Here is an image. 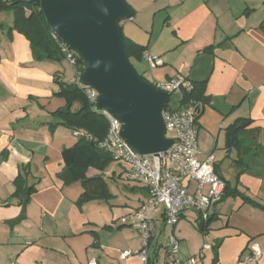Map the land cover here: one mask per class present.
I'll use <instances>...</instances> for the list:
<instances>
[{"label": "crops", "instance_id": "crops-1", "mask_svg": "<svg viewBox=\"0 0 264 264\" xmlns=\"http://www.w3.org/2000/svg\"><path fill=\"white\" fill-rule=\"evenodd\" d=\"M125 2L132 12L119 24L122 36L163 61L150 69L149 83L176 76L204 83L206 102L196 127L198 150H207L199 151V158L215 157L216 147L225 145V129L240 119L251 122L247 129L258 146L250 138L243 146L251 149L235 153L239 176L234 186V177L222 176L215 157L214 170L226 190L205 232L196 227V212L181 213L173 232L179 257L199 256L202 264H247L244 258L255 243L261 254L254 264H264V0ZM10 14L5 24L0 21V264H86L90 259L142 264L134 256L120 259L122 252L140 247L139 234L120 219L147 199V189L127 181V169L113 161L85 173L86 179H99L101 188L63 180L61 152L77 139L53 115L65 100L55 95L57 88L44 84L53 79L70 83L74 71L63 60L62 70L54 65V76L44 74L40 66L50 61L32 58ZM94 193L96 198L81 202ZM157 219L160 235L150 259L163 264L167 233L161 216Z\"/></svg>", "mask_w": 264, "mask_h": 264}, {"label": "built area", "instance_id": "built-area-1", "mask_svg": "<svg viewBox=\"0 0 264 264\" xmlns=\"http://www.w3.org/2000/svg\"><path fill=\"white\" fill-rule=\"evenodd\" d=\"M52 36L58 43L64 61L74 71L70 83L83 91L94 109L97 93L81 83L82 71H79L77 62L79 59L67 45L53 34ZM142 59L149 69L163 65L160 57L147 52L142 54ZM157 86L171 95L192 89V84L181 76L168 79ZM200 109L201 104L194 102L183 105L179 103L176 108H171L168 101L162 117L165 136L172 143L163 153L144 156L135 153L120 137L119 122L108 114L101 113L107 120L108 130L104 139L97 142V147L107 153L114 163L127 169L124 175L127 181L140 183L148 193L147 199L136 210L120 219L123 226L133 229L140 237L139 249L122 252L121 260L134 256L142 264H147L160 235L157 219L160 215L167 229L163 264H202L199 256L186 259L179 257V241L173 233L181 213L185 210L196 212L203 222L213 217L225 191L224 180L214 170L213 154H208L204 160L199 158L196 117ZM72 136L77 140L94 141L92 135L81 129H73ZM203 248L208 249L209 246L205 245ZM249 252L244 262L254 264L261 254L258 245L250 244ZM86 264L98 262L90 259Z\"/></svg>", "mask_w": 264, "mask_h": 264}, {"label": "water", "instance_id": "water-1", "mask_svg": "<svg viewBox=\"0 0 264 264\" xmlns=\"http://www.w3.org/2000/svg\"><path fill=\"white\" fill-rule=\"evenodd\" d=\"M10 1L40 9L51 33L81 62V83L97 93L95 111L119 122L120 137L135 153L169 148L162 111L171 93L143 80L126 56L119 24L132 11L125 0Z\"/></svg>", "mask_w": 264, "mask_h": 264}, {"label": "trees", "instance_id": "trees-1", "mask_svg": "<svg viewBox=\"0 0 264 264\" xmlns=\"http://www.w3.org/2000/svg\"><path fill=\"white\" fill-rule=\"evenodd\" d=\"M6 10L12 12L13 23L12 28L17 33L21 34L29 42L32 58L35 61H50L61 62L64 57L58 47L57 41L53 38L52 33L45 22L44 16L39 8L25 4V3H12L9 0H0V11ZM122 41L125 49L126 56L129 61L137 60L142 61V54L144 48L139 46L126 37L122 36ZM79 71H82V64L78 60ZM142 77V76H141ZM143 80H145L142 77ZM146 81V80H145ZM59 90L55 94L65 100V106L54 112V116L60 119L63 125L70 129H81L88 132L94 138V141L85 139H78L76 144L71 148L63 149L61 157L64 162V172L62 175L66 183L72 181H81L86 189L97 188L100 185L99 179H86L85 173L88 168L93 167L103 170L112 162V158L97 147V142L104 139L108 130L106 118L100 112L93 109V105L88 101L86 95L72 83L61 84L58 81ZM190 102L201 104V109L196 117L200 116L203 104L206 102L204 97V83L192 84L190 91H182L180 104H188ZM77 106L76 109L74 107ZM249 120H237L225 129V149L227 152L232 149L239 154L245 153L250 150V147L243 146L245 140H250L252 132L247 127L250 125ZM256 137L251 139L253 147L258 148L256 144ZM242 159H238L241 161ZM15 183L20 188V178L15 180ZM102 187L101 185L99 186ZM225 183V190H226ZM103 190L99 195L102 196ZM225 192V191H224ZM97 194L93 196L85 194L84 201L96 198ZM257 206V205H256ZM264 210V208H262ZM213 219L211 217L206 222L197 219V229L205 232L209 222ZM150 256L147 264H154Z\"/></svg>", "mask_w": 264, "mask_h": 264}, {"label": "rangeland", "instance_id": "rangeland-1", "mask_svg": "<svg viewBox=\"0 0 264 264\" xmlns=\"http://www.w3.org/2000/svg\"><path fill=\"white\" fill-rule=\"evenodd\" d=\"M10 12L6 11V10H2L0 11V21L3 22V24H5L6 20L10 19ZM122 22V21H121ZM133 67L135 68V70L139 73V75H141L146 81H150V69L148 68L147 64L145 61H137V60H131L130 62ZM54 65H58L59 69L62 67L61 65H59V62H46L44 65L42 64V66H40L41 71H43L44 74L46 75H50L51 77L54 76L55 71L58 70V67H54ZM54 67V68H53ZM177 77V76H176ZM49 84V83H48ZM44 84V88L47 89L51 86V88L55 87L57 88V91L59 89V84L56 83V81L53 79V81H51V85L49 84ZM40 93L41 91L38 90ZM179 100H180V95L179 93H174L171 95L170 99H169V106L171 108H176L179 104ZM207 149H204L203 147L200 146V152H204ZM235 150H231V152H227V150L225 149V145H218L214 151V155L217 158L218 163L221 164V174L223 177L225 178H230L231 179L234 177V180L231 181V185L234 186L235 182L238 181V172L236 171V168H234V162L233 160L235 159ZM230 185V186H231ZM125 216V215H124ZM122 216V217H124ZM188 216L190 218H193V214L192 213H188ZM121 217V218H122ZM182 223H186L189 224L187 221L182 220ZM165 233H167V229L165 230ZM207 263V261H206ZM155 264H162V260L159 259L155 262Z\"/></svg>", "mask_w": 264, "mask_h": 264}]
</instances>
